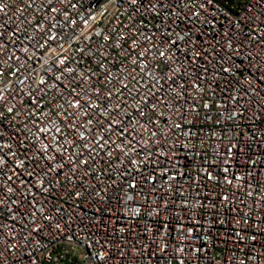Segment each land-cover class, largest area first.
Segmentation results:
<instances>
[{"label":"snow or ice","instance_id":"snow-or-ice-1","mask_svg":"<svg viewBox=\"0 0 264 264\" xmlns=\"http://www.w3.org/2000/svg\"><path fill=\"white\" fill-rule=\"evenodd\" d=\"M57 2L75 7L71 0H46V4L42 2L41 7L45 16L41 17V20L45 21L47 26L45 23H37L36 30L41 32L39 38L31 35L22 37L19 25L10 31L3 18H0V264H7L10 257L22 248L24 252L13 257V264H26L25 257L27 264H38L37 257L41 255V250L47 252V245L41 242L45 229H51L47 233L51 237L49 243L57 238L58 232L64 231L62 225L67 213L62 212V204L57 206V198L60 196L57 185L59 189L67 192L74 204L83 198L84 193L91 196L92 192L86 186V177L94 174L92 165L96 163L100 152H105L108 157L118 153L115 158L119 159L120 163H123L121 157L127 156L134 166L148 163L158 166L161 158L169 159L168 151L171 147L168 144L170 139L168 132L176 135L174 130H180L186 139L191 140L194 133L190 125L195 124V120L188 121L187 117L193 113L199 116L200 110L195 105V97L188 91V81H191L192 89L197 95L205 93V83L213 95H216L217 89L223 93L222 97L217 96V100H222L220 104L211 105L205 99L202 108L222 109L220 117L224 121L237 122L238 118L243 119L245 112H252L250 119L255 120L256 109H264V20L257 24L255 16L248 17L245 22L225 15L224 23L217 29L215 23L202 15V11L208 8L217 10L219 7L217 0H127L130 5L135 6L136 11L143 9L144 13L151 15L153 19L159 18L160 21L166 22L171 17L174 23L176 21L184 23L187 20L186 30L177 32L176 39L171 38L170 28L163 30L161 24L156 25L165 35L162 43L168 47L165 50H160L156 45L154 47L161 58L159 63L167 65L168 71L164 73V78L171 84L167 89L161 86L152 91L149 88L148 91L151 92L149 98L137 99L129 84L124 82L127 76L121 79L113 73L107 60V49L112 48L114 54H119L115 53V48L121 46L120 40L126 41L130 37L116 39L112 35L100 33V40L106 44L96 50L91 49L89 45L87 61L83 47L76 48V52L80 54L79 60L70 58L63 53L67 51L65 44L71 47L69 41L75 36V31L69 33L64 29H74L78 25L66 11L63 20L57 18L60 14V10L55 7ZM248 2L251 3V0ZM35 3L36 0H29L27 8L31 9ZM257 6L264 7V0H257L253 7ZM0 13L7 15L5 0H0ZM258 14L264 16V13ZM210 23L213 31L218 34L212 43H207L204 41L207 30L202 26ZM53 29L57 31L53 32ZM81 37L85 41L91 39L83 32L76 38ZM145 39L153 40L154 34L146 36ZM126 51L129 55L135 54L134 50ZM149 52L151 49L143 48L133 61L135 65L133 71L138 69L139 73L152 76V73L147 72V65L144 63L147 59L146 53ZM178 52L183 59L177 56ZM221 52L223 55H220ZM92 56L98 59L95 67L90 64ZM40 70H43V74H40ZM98 71L102 75L97 76ZM152 79L155 84L160 83L159 76H153ZM114 80H119L122 85L115 93L109 87ZM177 80L183 83L177 84ZM131 82L134 85L139 84L135 76ZM85 83L87 87L84 86ZM97 83H103L104 89L97 87ZM25 88L27 91H24ZM124 90H128L129 96L137 105L131 111L128 110L127 100L118 99L115 105L111 103L114 98L120 97ZM49 93H53L52 103L57 99L62 101L56 104L54 109L48 108L45 104ZM17 95L26 97V100L17 102ZM189 100L193 103L185 107ZM160 107L164 108L168 115L161 112L159 117L153 119L152 114ZM90 112L96 116L95 124L93 119L88 118ZM174 113H180V116L170 123V115ZM17 117L21 118L19 126L12 123L13 132L5 131V121L10 119L15 121ZM206 119L211 120V117L207 116ZM220 123V119L215 121V125ZM158 124L162 125L159 131L156 130ZM215 125H207L212 129L209 138L222 140L223 137L214 130ZM259 130V126L253 130L250 125L246 129L249 133L246 140L244 133L239 130L238 123H233L232 127L227 129L232 135L228 138L226 152L221 154L227 157L222 161L226 165L223 168L225 183L231 185L235 179H241L240 177L229 179L226 174L231 163L239 162L247 156L246 148L250 142L264 146V135L260 137L255 135ZM145 133L148 134L147 138ZM113 136L116 137L115 140ZM32 137H35V140L31 139ZM149 141L159 146L160 152L153 151ZM141 155L143 159L138 161L137 157ZM257 161H260V173H264V160L258 155L256 159L249 157L246 163L251 165L248 172L250 177H253ZM177 162L171 161L170 166L161 169L160 173L161 187L170 196L173 194V183L185 175L183 171L176 170ZM136 171L140 173L142 169L137 167ZM201 171L208 180H216L207 168ZM113 173L114 176L117 174L128 176L131 170L124 172L113 166ZM95 175L99 179L100 174ZM147 179L153 183L156 177L149 175ZM116 182L115 178L111 181L112 184ZM127 187L135 190L138 185L133 180ZM93 188L95 189V185ZM245 188L246 195L252 197V210L258 219L245 213L238 223L242 221L243 225H249L251 219V227L258 231L252 234L247 228L233 231L236 237H245V242L247 240L256 242L258 235L264 236V182L258 181L255 185L249 182ZM105 190H96V196L103 199L101 191ZM155 193L153 183V191L145 198L149 202L151 199H159L161 201L159 207H168V201L164 199L163 193L159 196ZM125 194L128 201L134 200L132 194ZM176 195L182 198L184 193L179 191ZM196 196L195 202L191 205L187 199L180 200L183 207L192 211L193 215L196 208L206 206L204 201L199 199L198 192ZM227 202H230L229 195H222L221 210ZM211 208L216 209L214 202L211 203ZM99 211L98 208L97 212ZM135 211L138 213L139 208ZM153 211L159 214L157 209ZM57 216L60 218L56 219ZM212 222L221 225L225 223L219 218H213ZM195 223L200 222L197 220ZM167 227V224L162 225L161 232ZM196 230L189 228L187 232L193 233ZM124 231V227L119 229L121 234ZM160 240L163 246L157 242L156 236L152 238L159 251L167 255L169 244L162 236ZM88 247L90 248L91 244ZM112 247L121 249L116 264H124L125 260L131 264L129 258L133 251L137 253L136 260L139 264L140 258L149 249L148 244H139V247L132 244L131 248L125 251L126 243L122 244L120 241ZM100 248H104V251ZM204 250L196 248L195 252L201 253ZM176 251L184 252V248L179 247ZM155 255L156 252L153 251L149 253V258ZM258 255L253 258L258 259ZM95 258L99 264H108L112 256L104 244H100ZM179 264H185L184 260L181 259ZM242 264L248 262L243 261Z\"/></svg>","mask_w":264,"mask_h":264},{"label":"built area","instance_id":"built-area-1","mask_svg":"<svg viewBox=\"0 0 264 264\" xmlns=\"http://www.w3.org/2000/svg\"><path fill=\"white\" fill-rule=\"evenodd\" d=\"M42 2L46 4V0H36L35 6L29 9L27 8L29 0H5L7 15L0 13V18H3L10 31L15 30L16 26L19 25L22 37L31 35L39 38L41 32L36 30L37 23H45L46 25V22L41 20V17L45 16V12L41 7ZM71 3L75 4V7L60 2L55 4V7L60 10L58 19L63 20L66 11L78 25L74 29H64L69 33L75 31V36H72L69 41L71 47L65 44L67 51L63 53L64 55L79 60L80 54L76 52V48L83 47L85 48V61H87L89 45L91 49L96 50L106 44V42L100 40V33L112 35L116 39L127 36L130 39L120 40L121 46L115 48V53L119 54H114L112 48L107 49L108 66L112 69V72L121 79L127 76L124 82L129 84V88L137 99L140 97L149 98L151 96V92L148 91L149 88L156 91L161 86L165 89L170 86L171 82L164 78V73L168 71L167 65L159 63L161 58H159L157 48L154 47L156 45L159 46L160 50H165L168 45L162 43L165 35L157 29L156 25L161 24L163 30L170 28L172 30L171 38L176 39L177 32L186 30L187 20L184 23L179 21L174 23L171 17L166 22L160 21L159 18L153 19L151 15H146L143 9L136 11L135 6L130 5L127 0H71ZM217 3L219 6L217 10L208 8L202 11V15L215 23L217 29L224 23L225 15L232 19L245 20V22H247L248 17L255 16L257 24L264 20V16L258 14L264 13V7H253L257 4V0H251V3L248 0H217ZM22 9L23 11H21ZM178 11L179 9H177ZM144 16L146 18H143ZM202 27L207 30L204 41L212 43L215 35L218 34L213 31L212 23ZM55 31L57 30L53 29V32ZM81 32L90 36L91 39L87 41L83 37L77 39L76 37H80ZM153 34V40L147 41L145 39L146 36ZM193 37L195 38V30ZM133 41L137 43H133ZM40 42L43 43L42 40ZM144 47L151 49V52L146 53L147 59L144 63L147 65V72L152 73V76L139 73L138 69L133 71L135 67L133 61L137 59L138 54L143 51ZM126 50H134L135 54L129 55ZM220 55H223V52ZM177 56H180L179 52ZM43 58L46 59L47 57ZM180 59H183V57L180 56ZM97 63V57L92 56L91 66L95 67ZM34 67L38 68L39 66L34 65ZM118 69L123 71H118ZM40 74H43V70H40ZM100 75L102 73L98 71L97 76ZM133 76L136 77L139 84L134 85L131 82ZM153 76L160 77L158 85L152 79ZM180 83H183V81L177 80V84ZM84 86L87 87V83ZM97 87L104 89V84L97 83ZM109 87L115 93L116 89L121 88L122 85L119 80H114ZM187 87L188 91L195 97V105L200 110L199 116L193 113L187 117L188 121L195 120V124L190 125L194 133L192 139H186L180 130H174L176 135L168 132L167 135L170 138L168 144L171 147V150L168 151L169 159L164 160L161 158L158 166L153 163L134 166L129 162L127 156H122L123 163H120V160L115 158L119 155L118 153H114L113 157H108L105 152H100L96 163L92 165L94 174L86 177V186L92 192V195L88 196L87 193H84L83 198L77 200L75 204L68 197L67 192L59 189L57 185V189L60 191L57 206L62 204V212L67 213L62 225L64 231L58 232L57 238L49 243L51 237L47 233L51 229H45L41 242L47 245V252L41 250V255L37 257L38 264H99L95 258V253L100 244H104L112 256L108 264H116V258L121 249L112 246L117 241L122 244L126 243L125 251L130 249L132 244H136L137 247H139V244L149 245L148 251L140 258L139 264H179L181 259L184 260L185 264H242L243 261H247L248 264H264V236L258 235L256 242L251 240L245 242V237L238 238L233 231V229L241 230L243 228H247L250 234L258 231L251 227V219L249 225H243L242 221L238 223V220L245 213L258 219L252 210V197L246 195L245 185L249 182L253 185L258 181L264 182V173H260L259 168L261 165L260 161H257L253 177H250L248 172L251 165L246 161L249 157L256 159L257 155L261 160H264V146L259 145L257 142H250L246 148L247 156L239 162L230 164V170L226 174L228 178H241L235 179L231 185L224 182L225 173L223 168L226 165L222 161L227 157L221 155L226 152L228 138L232 135V133L227 132V129L231 128L233 123H238L239 130L244 133L246 140L249 135L246 129L250 125L253 130L259 126L260 130L255 132L257 137L264 135V109H256L255 120L250 119L252 112H245L243 119L238 118L237 122L224 121L220 117L222 109L217 107L202 108L205 99L211 105L222 102V100H217V96H223L219 89L216 90V95H213L212 91L207 89L205 83V93L197 95L192 89L191 81H188ZM24 91H27V89L25 88ZM13 92H15V88H13ZM161 95H163L162 92ZM118 99L127 100L129 111L137 106L129 96L128 90L122 91L120 97L114 98L111 101L112 105H115ZM16 100L17 102L26 100V97L17 95ZM52 101L53 93H49L45 101L48 108L54 109L56 104L62 102L59 99L55 103H52ZM223 102L227 103L226 101ZM192 103L193 101L189 100L184 106L188 107ZM245 106H247L246 101ZM161 112L168 115L162 107L157 108L154 114H150L153 115V119H156ZM178 116H180V113L170 115L169 122H174ZM207 116H210L211 120L206 119ZM88 118L93 119L95 124V114L90 112ZM20 119V117H17L15 121L11 119L5 121L6 127L4 130L12 133L11 124L16 123L19 126ZM218 119L221 120V123L215 125V121ZM209 124L215 125L214 130L219 136L223 137L222 140L215 137L209 138V132L212 131L207 127ZM161 128L162 125L160 124L156 126L157 131ZM147 135L145 133V138H147ZM112 138L116 139L115 136ZM31 139L35 140V137ZM149 146L153 148V151L160 152V147L154 145L152 141H149ZM141 159H143L142 155L137 157L138 161ZM205 160H207V163H205ZM171 161H178L175 168L177 171H183L185 175L181 176L178 182L173 183V194L170 196L161 187L162 177L160 173L161 169L170 166ZM113 166L124 172L131 170V174L128 176L119 174L114 176ZM137 167L142 169L140 173L136 171ZM203 168H207L216 177V180H208L201 171ZM95 173L100 174L99 179H97ZM149 175L156 177L153 182L156 189L155 195L159 196L163 193L164 199L168 201V207H159L161 204L159 199H151V202H149L145 198L153 191V183H150L147 179ZM114 178L117 182L112 184L111 181ZM133 180L138 185L135 190L127 187V184L133 182ZM93 185H95V189ZM101 189H106L101 191L103 199L95 194L96 190ZM179 191L184 193L182 198L176 195ZM197 192L199 193V199L204 201L206 206L196 208L195 215H193L192 211L183 207L180 200L187 199L191 205L197 198ZM125 193L132 194L134 200L128 201ZM137 193L141 194L138 195ZM222 195H229L230 197V202L225 204L223 210H221L220 204ZM65 201L67 202L65 203ZM213 202L216 204V209L211 208ZM245 205H249V207H245ZM98 208L100 209L99 212H97ZM136 208H139L138 213L135 211ZM154 209H157L159 214L154 212ZM59 218V216L56 217V219ZM213 218L222 219L225 223L223 225L213 223ZM197 220L200 222L199 224L195 223ZM164 224H167L168 227L161 232V227ZM121 227L125 228L123 234L119 232ZM189 228L197 230L188 233ZM153 236H156L157 242L161 246H163V242L160 240L161 236L168 242L167 255L160 252L157 244L152 242ZM90 244L91 247L89 248L88 245ZM179 247H183L184 252H177L176 249ZM196 248L205 250L196 253ZM100 250L104 251V248H100ZM153 251L156 252V255L149 258V253ZM23 252L24 249L22 248L19 252L14 253L13 257ZM257 254H259L258 259H254L253 257H257ZM136 256L137 253L133 251L132 256L129 258L131 264H137ZM13 257H10L7 264H13ZM25 261L27 264V257H25ZM124 264H128V260H125Z\"/></svg>","mask_w":264,"mask_h":264}]
</instances>
